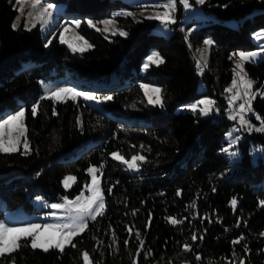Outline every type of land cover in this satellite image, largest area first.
Here are the masks:
<instances>
[{
  "label": "trees",
  "instance_id": "1",
  "mask_svg": "<svg viewBox=\"0 0 264 264\" xmlns=\"http://www.w3.org/2000/svg\"><path fill=\"white\" fill-rule=\"evenodd\" d=\"M45 1L66 22L79 20L76 30L91 47L71 51L56 36L44 37L38 24L13 28V0H0V118L24 107L29 145L27 154L0 152V220L31 214L37 195L73 196L87 182L90 165H103L104 214L88 221L73 240L75 248L45 253L24 246L0 264H83L85 251L93 264H264V132L255 130L261 127L256 115L264 118V97L256 95V115L245 117L252 130L244 125L233 132L238 158L232 162L223 152L230 146L226 134L237 124L226 90L237 73L234 54L257 48L264 0H204V19L186 24V10L177 5L176 20L165 30L154 19L114 15L132 10L127 0ZM104 19L127 33L114 36L122 51L107 39ZM205 39L212 43L198 63L195 50ZM154 52L164 62L145 69ZM240 62L254 87L264 84V60ZM54 78L67 86L95 82L77 91L98 100L42 96L40 81ZM147 83L160 87L162 107L148 102L141 87ZM201 96L213 101L210 114L181 106ZM114 152L145 160L129 170L112 158ZM67 173L76 177L68 190L61 183ZM169 217L183 223L172 224Z\"/></svg>",
  "mask_w": 264,
  "mask_h": 264
},
{
  "label": "snow or ice",
  "instance_id": "2",
  "mask_svg": "<svg viewBox=\"0 0 264 264\" xmlns=\"http://www.w3.org/2000/svg\"><path fill=\"white\" fill-rule=\"evenodd\" d=\"M19 2V0H18ZM180 2L184 5L185 8L190 7L188 0H180ZM198 3L203 4L204 0H197ZM33 9H36L39 7V0H36L35 3L31 5ZM54 5L48 4L46 7L41 9L36 16V19H43L45 14L51 15V10L53 9ZM163 8L166 10L164 11L163 15H157L155 17H149V19H158L161 20V22L167 26L168 23H174L175 21L172 19L171 13L175 11L176 7V0H166V3L162 5ZM20 11H23V8L21 7ZM131 15V13H115L114 15ZM32 13H29V16H31ZM71 23H73L76 27L80 26L79 20H73ZM105 26L110 25L113 23L112 20H105L102 22ZM88 24L90 26L92 25V21H88ZM35 25H33L34 27ZM16 25H13V28H15ZM107 27H105V31H107ZM65 32L68 31L67 28L64 30ZM115 34V32H113ZM122 36H126L127 33L124 31H121L119 33ZM261 36H264V32L257 33L256 37L259 39ZM79 39H83L82 37H79ZM61 42L67 43V41L61 36ZM205 44H211L212 41L206 40L204 42ZM84 45L86 47H76L73 44L69 43V47L72 48L73 51H85L87 50V47H91V45L88 44V42L85 40ZM264 47V46H262ZM241 61L245 60H251L252 58L256 57L258 53L256 52H240L238 54ZM163 58L160 57L159 53H152L150 56L147 57V62L144 64V68L147 69L149 67V63L152 64H162ZM199 66V65H198ZM237 69H240V72L237 73V76H239V82L240 85L243 87V95L247 97L245 103H241L239 105V112L241 113L240 116V123L241 126L247 125L249 130H252V125L244 119L243 113L250 112L254 113V110L252 108V100L256 98L257 93L251 92V89L253 87L254 82L251 79L247 78L246 74L243 73V64L237 63L236 65ZM141 87L144 89L145 94L148 95L149 92H152L155 94V96H148V102L150 104H160L162 107V100L160 97V89L155 87H150L149 85H141ZM237 87V80H233V88ZM228 91H232V89H228ZM261 96H264V92L259 93ZM77 97H82L85 101H96L98 98L91 93L88 92H82L77 91L75 88H66V87H57L54 92L50 94L47 98L53 99L54 101H63L65 99H72L76 100ZM240 98V92L237 91L233 96L232 100H236ZM105 100H112L111 96H107L104 98ZM213 104V101L211 100H200L195 103L189 104L186 107L189 108L191 111L196 112L199 105H204L203 108H200L199 111L203 115H207L208 111L210 109V106ZM38 105H34L32 107V115L35 116L37 114ZM55 109H53V115H56ZM23 117H24V110L21 109L20 111L16 112L13 115H9L6 119H3L0 121V152L4 153H11L16 152L19 150L18 145L20 143L19 136L15 139L12 136V131L16 130L19 131L20 136L24 137L23 141V147H24V154H27L29 151V145L27 141L26 136V128L23 126ZM231 119H235V116H231ZM256 119L260 120L261 127L255 129L256 131H262L264 132V118H261L259 115H256ZM77 123L80 124L79 119L77 120ZM8 129L7 133L5 132V129ZM7 135V139H5V136ZM224 151H227L225 149ZM232 155H235L233 153ZM111 156L113 159H117L121 161L122 163L126 164L128 169H138L137 161H144L145 157L141 155H134L131 157V160H126L122 155L119 153H111ZM103 168V165H100L99 168L95 166H91L88 169V172L91 174V184L85 185V188L88 192L91 193V195L85 196L83 192L77 196L74 200H69L67 197L63 198L62 203H53L50 205H45L47 207H50L52 209H63L67 213L66 222L63 223H25L21 226H8L7 224L0 222V258L4 256H11L13 253L17 252L21 247L24 246H30L33 250L40 249L43 252L47 253L51 249H58L60 253H63L65 251V248L67 246H71L72 248L76 247V244L73 243V240L75 237L79 236L81 233H83L87 227H88V221H95L98 216H101L104 214V208H105V199L103 190L101 188V184L99 179L97 178L96 173ZM76 177L74 176H68L64 180V186L70 187V183H75ZM112 191L111 188L108 189V192L110 193ZM179 191L177 192V195H179ZM39 199V198H38ZM232 207L235 209L237 205V200L234 198L231 201ZM260 205L264 206V200L260 201ZM193 206H195L193 204ZM55 215V213H53ZM135 215V212L133 213ZM169 221L172 224H178L183 223L182 220H176L175 218H168ZM149 226L151 223V216H149ZM128 231L131 233V229H128ZM137 238H139V233H136ZM261 235H264L262 233ZM30 238V239H29ZM203 239V237H200ZM193 240H196V235L192 236ZM243 240V237L240 238V240L233 241L234 244H238ZM21 241H24L25 243H21ZM125 245H127L128 241L124 242ZM141 247H143V241H140ZM184 249L186 251L190 250V246L185 244ZM245 251H247V248H245ZM83 258V264H93L89 253L83 252L82 253ZM197 259L199 260L200 257L197 256ZM14 264V260L12 262ZM240 264H244V261L241 260Z\"/></svg>",
  "mask_w": 264,
  "mask_h": 264
},
{
  "label": "rangeland",
  "instance_id": "3",
  "mask_svg": "<svg viewBox=\"0 0 264 264\" xmlns=\"http://www.w3.org/2000/svg\"><path fill=\"white\" fill-rule=\"evenodd\" d=\"M127 1L133 7L132 10H130V11L120 10L119 12H121V13H131V15L134 16V17L141 16V17H145V18L149 19V17H155L158 14L159 15H163L164 11L166 10L165 8L162 7V5L164 3H166V0H127ZM35 2H36V0H19V2H18V0H13V5H14V8L16 9V15H15L13 21H12V25L15 24L16 27H18L19 25H22L24 28H30L33 25H37L38 24L39 27H40V31H41L42 35L44 37H46L48 40H50V39H52L53 37L56 36L59 39V41L61 42V36H63V38L67 41V43H64V44L71 51H73V50H72V48L69 47V43L73 44L74 46H76L78 48L82 47V46L86 47V45H84L85 39L81 35L78 34V32L76 30V26L73 23L66 22L67 19H63L62 17H60V15L56 14V10H55L54 7L51 10V15L50 16L45 14L43 19H36L37 13L41 9L46 7L48 4H52V3L48 2V1H45V0H39V7L36 8V9H33L31 7V5L33 3H35ZM188 3L190 5V7L185 8L184 5L180 2V0H176V6L179 5L180 7H184V9L186 10V13L183 14L182 19H181V21H183V24H186V23H188V22H190L192 20L197 22L199 19L200 20L204 19L205 14L201 10L200 3H198L197 0H188ZM21 7L23 8L22 12L20 11ZM175 11H176V7H175ZM175 11L171 13L172 19L174 21L176 20V18L174 16ZM30 12L32 13L31 16H29ZM105 20H109V19L102 20L101 21V25H102L101 27H102V29H104V32L106 33L107 39L112 41L114 44L117 45L118 51H122L124 49L123 44L119 43L114 38V36L117 35V33L119 34L122 31V29L117 27L115 25L114 21H113L112 24L105 26L102 23ZM154 20L157 21V24L159 26H161L162 30L164 28H166L170 24V23H168L167 26H165L161 22V20H158V19H154ZM105 27H107V29H108L107 31H105ZM65 28L68 29L67 32L64 31ZM113 32H115V34H113ZM261 32H264V28L258 29L256 34L257 33H261ZM79 37H82L83 39H79ZM206 40H208V39L203 40L196 47L195 54H196V57L198 58V63L204 62L206 60V56H207L209 45H210V44H205L204 43ZM256 44H257V48L255 50L248 51V52H245V53L256 52V53H258V55L256 57L252 58L251 60H245L243 62L257 63L258 61L264 60V47H262V46H264V36H261L259 39H256ZM74 52H76V51H74ZM77 52H79V51H77ZM235 58H236V63H235L234 69L238 73V72H240V69H237L236 65H237V63H241V62H240L239 55H237ZM237 73H236V76L234 78V79L237 80V87L233 88V81H232L226 88L227 92L229 93L230 104H231L232 109H233L232 112L230 113V115L235 116L236 119H237V124L233 125L232 127H230L228 132H227V134H226V138L228 139V141L230 143L229 144L230 146L227 148V151H223L224 154L232 162H234L238 158V155H239L238 152L235 150V148L232 147L233 144L235 143L234 137H233V132L237 131L238 127H242L241 123H240L241 113L239 112V105L241 103H245V101L247 99V97H245L243 95V87L240 85L239 76H237ZM242 74H246L244 72V69H243V73ZM248 79H250V78H248ZM76 84L77 85L67 86L66 84H64L63 80H61L59 78L42 80V81H40V87H41V90H42L41 91V95L44 96V97H48V96H50V94L52 92H54L56 90L57 87L75 88L77 90V88L82 87V86L83 87H88V86H90L92 84H93V86L96 85L95 82H88L86 80H78L76 82ZM143 85H149L150 87H155V88H159L160 89V87L158 85H155V84H148L147 83V84H143ZM228 89H232V91L230 92V91H228ZM237 91L240 92V98L236 99V100H232V96ZM251 92L257 93V95L261 96L259 93L260 92H264V84L258 85L257 87H254V84H253ZM160 93H161V91H160ZM148 96H153L154 97L155 94L152 93V92H149L148 95H146L147 99H148ZM262 97H264V96H262ZM200 100H211V99L209 97H207V96H201L200 98H198L195 101H186L181 106L186 107L187 105L195 103V102L200 101ZM203 107H204V105H199L197 110H199L200 108H203ZM212 108H213V104L210 106L208 114H210ZM21 109L24 110V107H22V106L18 107L17 109H15V110H13V111H11L9 113H6V111H3L2 114L4 116L2 118H0V121H2L3 119H6L9 115L15 114L16 112L20 111ZM24 114H25V110H24ZM247 115H248V112L243 113V116H244L245 120H247L245 118ZM78 119L81 122V115H79ZM22 123H23V126L25 127L24 117H23ZM7 131H8V129L6 128L5 132L7 133ZM12 136H13L14 139L19 136L20 143L18 145V148H19V150H21L24 153V147H23L24 137L20 136L19 131H16V130L12 131ZM5 139H7V135L5 136ZM260 150L261 151H259V152L263 155L264 154V147H261ZM116 153H118V152H116ZM233 153H235V155H232ZM114 160H116L118 162H121V161H119L117 159H114ZM91 166H94V165H90L89 167H91ZM89 167L87 168V174H88L87 182H85L83 184V186L81 187V189L77 193H75L73 196L65 195L60 200H52V199L45 198V197H43L41 195H37V196H35L33 198V203L35 205V210L31 214H28V215H25V216H22V215H19V214H14V215H10V216L6 215L3 219L0 220V222H3L5 224H7L8 226H16V227L21 226V225H23L25 223L45 224V223H63V222H66L67 213L63 209H52V208L47 207L45 205H50V204H53V203H62L63 202V198H65V197H67L69 200H74L82 192H83V194L85 196L91 195V193L88 192L87 189L85 188V185H90L91 184V174L88 172ZM0 169H3V168L0 167ZM129 170H133V169H129ZM96 175H97V178L99 179L100 184H101V170H99L96 173ZM68 176H74V175L72 173H67L63 177V179L61 181L62 187L64 189H66V190H68L73 185L72 182H69L70 183V187H65L64 186V180ZM53 213H55V215H53Z\"/></svg>",
  "mask_w": 264,
  "mask_h": 264
}]
</instances>
